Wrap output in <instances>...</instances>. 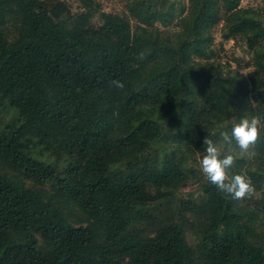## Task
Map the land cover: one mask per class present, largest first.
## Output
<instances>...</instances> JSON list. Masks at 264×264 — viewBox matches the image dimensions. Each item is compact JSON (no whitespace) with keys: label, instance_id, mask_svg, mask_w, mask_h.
Wrapping results in <instances>:
<instances>
[{"label":"trees","instance_id":"trees-1","mask_svg":"<svg viewBox=\"0 0 264 264\" xmlns=\"http://www.w3.org/2000/svg\"><path fill=\"white\" fill-rule=\"evenodd\" d=\"M74 1L0 0V264H264V131L221 143L250 198L201 170L206 136L264 115V8Z\"/></svg>","mask_w":264,"mask_h":264},{"label":"clouds","instance_id":"clouds-1","mask_svg":"<svg viewBox=\"0 0 264 264\" xmlns=\"http://www.w3.org/2000/svg\"><path fill=\"white\" fill-rule=\"evenodd\" d=\"M112 84L123 89V81L114 80ZM264 131V115L253 114L243 116L237 123L231 126L230 132L224 130L220 133V140H214L206 136L203 144L206 145L205 155L201 159V170L207 179L219 191H222L233 200L250 198L255 192V186L251 177L236 174L229 177V170L235 165L236 157L233 154L222 156L221 143L231 145L235 141L241 153L253 154L252 149L261 139Z\"/></svg>","mask_w":264,"mask_h":264},{"label":"rangeland","instance_id":"rangeland-1","mask_svg":"<svg viewBox=\"0 0 264 264\" xmlns=\"http://www.w3.org/2000/svg\"><path fill=\"white\" fill-rule=\"evenodd\" d=\"M67 1L72 4L73 8L77 7V3L74 0ZM97 2L101 10L106 13H119L124 10V5L121 0H97ZM241 6L244 8H264V0H242ZM215 41L216 43L222 42L218 32L215 34ZM220 58L223 64H226L242 75L248 76L253 71V68L248 64L250 55L246 52L244 46L240 44H235L232 41L223 42V52H221ZM189 191L191 192L190 189L184 190L185 193Z\"/></svg>","mask_w":264,"mask_h":264}]
</instances>
